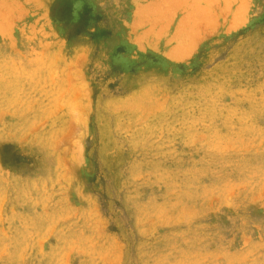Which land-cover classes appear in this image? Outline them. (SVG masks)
Wrapping results in <instances>:
<instances>
[{
  "label": "rangeland",
  "instance_id": "1",
  "mask_svg": "<svg viewBox=\"0 0 264 264\" xmlns=\"http://www.w3.org/2000/svg\"><path fill=\"white\" fill-rule=\"evenodd\" d=\"M0 264H264V0H0Z\"/></svg>",
  "mask_w": 264,
  "mask_h": 264
}]
</instances>
